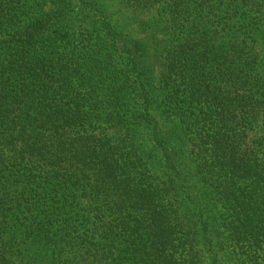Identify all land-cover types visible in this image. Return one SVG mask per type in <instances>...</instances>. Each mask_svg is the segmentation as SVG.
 I'll list each match as a JSON object with an SVG mask.
<instances>
[{
	"label": "trees",
	"instance_id": "trees-1",
	"mask_svg": "<svg viewBox=\"0 0 264 264\" xmlns=\"http://www.w3.org/2000/svg\"><path fill=\"white\" fill-rule=\"evenodd\" d=\"M123 1L0 0V264H264V0Z\"/></svg>",
	"mask_w": 264,
	"mask_h": 264
},
{
	"label": "rangeland",
	"instance_id": "rangeland-1",
	"mask_svg": "<svg viewBox=\"0 0 264 264\" xmlns=\"http://www.w3.org/2000/svg\"><path fill=\"white\" fill-rule=\"evenodd\" d=\"M104 2L107 9L115 13V16L118 18L127 19L134 15L132 7L128 6L123 0H104Z\"/></svg>",
	"mask_w": 264,
	"mask_h": 264
}]
</instances>
